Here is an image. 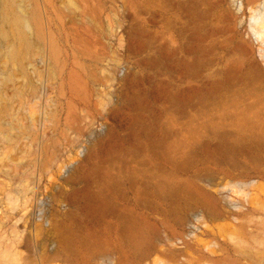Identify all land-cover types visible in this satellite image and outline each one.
<instances>
[{
    "label": "rangeland",
    "instance_id": "rangeland-1",
    "mask_svg": "<svg viewBox=\"0 0 264 264\" xmlns=\"http://www.w3.org/2000/svg\"><path fill=\"white\" fill-rule=\"evenodd\" d=\"M241 1L0 0V264H264Z\"/></svg>",
    "mask_w": 264,
    "mask_h": 264
},
{
    "label": "water",
    "instance_id": "water-1",
    "mask_svg": "<svg viewBox=\"0 0 264 264\" xmlns=\"http://www.w3.org/2000/svg\"><path fill=\"white\" fill-rule=\"evenodd\" d=\"M238 4H231V9L233 10L234 14L235 15H239L240 11H238ZM243 22L242 21H239L238 24H237V27L240 28L242 26ZM240 43H245L246 45L248 44H254V43H257L256 41V35L255 34H252L251 36L249 37H246L244 32L240 33ZM262 56L261 55H257V56H253V58L251 59V64L255 65L257 68L260 69L261 72H264V64L262 63L261 59H263V57L261 58ZM205 83V80L203 79H200L196 82L195 86L196 87H200L202 86L203 84ZM185 82H180L176 85L177 88H183L185 86ZM204 191L205 193L210 196V197H213V198H217V199H222V195L221 193L215 188V183L213 182H207L204 184ZM131 208V207H130ZM133 209V208H132ZM135 209H133L134 211ZM135 212V211H134ZM199 215H201V210L199 209L198 211L196 212H192L190 213V218L191 217H194V218H197ZM190 218L188 219V221L190 222ZM56 262H59V264H63V263H66L67 260H64V259H59L57 260Z\"/></svg>",
    "mask_w": 264,
    "mask_h": 264
},
{
    "label": "bare ground",
    "instance_id": "bare-ground-1",
    "mask_svg": "<svg viewBox=\"0 0 264 264\" xmlns=\"http://www.w3.org/2000/svg\"><path fill=\"white\" fill-rule=\"evenodd\" d=\"M12 1V0H10ZM236 2H238L239 4V10L242 12L243 11V2L241 0H235ZM253 18H255V21L250 23V28L251 29H255V32H256V41L258 42V44H260L262 47L264 46V8H263V12L260 14V16H258V19H256V15L255 13L252 14ZM240 47L244 50H247V45L245 43H242L240 45ZM263 52H264V49L262 48ZM263 58H264V54H263ZM255 66V65H254ZM255 70L258 72V73H261L260 72V69L257 68L255 66ZM16 260V259H15Z\"/></svg>",
    "mask_w": 264,
    "mask_h": 264
}]
</instances>
